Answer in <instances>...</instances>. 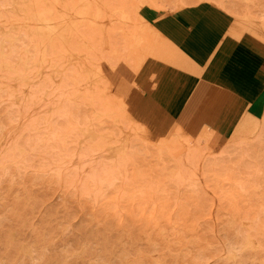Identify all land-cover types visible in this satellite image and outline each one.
Listing matches in <instances>:
<instances>
[{"label": "rangeland", "instance_id": "374dc122", "mask_svg": "<svg viewBox=\"0 0 264 264\" xmlns=\"http://www.w3.org/2000/svg\"><path fill=\"white\" fill-rule=\"evenodd\" d=\"M84 1L0 0V264H264V0Z\"/></svg>", "mask_w": 264, "mask_h": 264}, {"label": "bare ground", "instance_id": "6f19581e", "mask_svg": "<svg viewBox=\"0 0 264 264\" xmlns=\"http://www.w3.org/2000/svg\"><path fill=\"white\" fill-rule=\"evenodd\" d=\"M85 1H88V0H85ZM85 1H84V2H85ZM43 2H44V1H43ZM81 3H82V2H81ZM88 3L90 4V2H88ZM83 4H84V3H83ZM81 5H82V4H81ZM97 9H98V8H97ZM95 10H96V9H95ZM50 11H51V10H50ZM97 11L99 12V10H97ZM97 11H96V12H97ZM82 14H83V13H82ZM98 15H99V14H98ZM82 16H83V15H82ZM71 18H72V17H71ZM76 18H77V17H76ZM90 18H91V17H90ZM86 19H87V18H86ZM70 20H71V19H70ZM67 21H68V19L65 17L64 20H63V22L60 24V31H61V29H63V27H65V26L67 25V23L69 22V21H68V22H67ZM86 21H87V20H86ZM74 22H75V20H74ZM96 23H97V22H96ZM202 25H203V24H202ZM202 25H201V26H202ZM70 27H71V26H70ZM66 30H67V29H66ZM46 31H47V30H46ZM62 31H63V30H62ZM64 31H65V30H64ZM65 32H66V31H65ZM69 32H70V30H69ZM47 33H48V32H47ZM203 33H204V32H203ZM43 34H44V33H43ZM60 34H62V33H60ZM189 34H192V32H191V33L189 32ZM101 35H102V34H101ZM196 35H197V34H196ZM48 37H49V36H48ZM189 37H190V36H189ZM44 38H45V37H44ZM49 38H50V37H49ZM68 38H69V37H68ZM187 38H188V37H187ZM194 38H195V37H194ZM62 39H63V37H62ZM64 39H65V38H64ZM190 39H191V38H190ZM199 39H200V38H199ZM66 40H68V39H66ZM192 40H193V38H192ZM200 40H201V39H200ZM200 40H199V41H200ZM59 41H60V40H59ZM64 42H65V41H64ZM65 43H66V42H65ZM185 51H186V50H185ZM65 53H66V52H65ZM66 54H67V53H66ZM70 58H71V57H70ZM68 59H69V58H68ZM91 63H92V62H91ZM101 65H102V64H101ZM84 69H85V68H84ZM103 69H104V67H103ZM93 70H94V69H93ZM203 70H204V69H203ZM85 72H86V71H85ZM91 72H92V71H91ZM94 72H96V71H94ZM97 72H98V71H97ZM214 72H215V71H214ZM159 73H160V72H159ZM94 76H96V75H94ZM99 76H100V75H98V77H99ZM90 77H91V76H89V79H90ZM94 79H95V77H94ZM192 79H194V78H192ZM92 80H93V79H92ZM92 82H93V81H91V83H92ZM191 83H192V82H191ZM193 83H194V81H193ZM198 84H199V83H198ZM195 86H196V85H195ZM190 87H191V86H190ZM180 89H181V88H180ZM192 89H193V88H192ZM199 89H200V88H199ZM199 91H200V90H199ZM177 93H178V92H177ZM200 94H201V93H200ZM173 95H174V94H173ZM176 95H177V94H176ZM180 96H181V95H180ZM175 97H176V96H175ZM234 98H235V97H234ZM174 99H175V98H174ZM195 100H196V99H195ZM172 101H173V100H172ZM176 101H178V100H176ZM176 101H175V102H176ZM191 102H192V101H191ZM159 103H160V102H159ZM178 103H179V102H178ZM187 103H188V102H187ZM164 104H165V103H164ZM164 104H163V107H164ZM188 105H189V104H188ZM240 105H241V104H240ZM161 106H162V104H161ZM163 107H162V108H163ZM242 107H243V106H242ZM162 108H161V111L163 110ZM187 108L190 109L189 106H188ZM240 108H241V107H240ZM158 110H159V107H158ZM181 110H182V109H181ZM241 110H242V109H241ZM175 111H176V110H175ZM186 111H187V110H186ZM186 111H185V112H186ZM193 111H194V110H193ZM199 111H200V110H199ZM242 111H243V110H242ZM188 112H189V111H188ZM195 112H196V111H195ZM156 113H158V112H156ZM170 113H171V112H170ZM173 113H174V112H173ZM173 113H172V114H173ZM186 113H187V112H186ZM158 114H159V113H158ZM162 114H163V113H162ZM162 114H161V115H162ZM174 114H175V113H174ZM190 114H191V113H190ZM159 115H160V114H159ZM177 115H178V114H177ZM241 115H242V114H241ZM241 115H240V116H241ZM165 116H166V115H165ZM174 116H175V115H174ZM127 117H128V115H127ZM186 117H187V116H186ZM189 117H190V116H189ZM167 118H168V117H167ZM170 118H171V116H170ZM177 118H178V117H177ZM187 118H188V117H187ZM236 118H237V117H236ZM160 119H162V118H160ZM164 119H165V118H164ZM181 120H182V119H181ZM191 120H195V118H194V119H191ZM221 120H222V119H221ZM159 121H160V120H159ZM159 121H158V122H159ZM163 121H164V120H163ZM170 121H171V120H170ZM173 121H174V120H173ZM168 122H169V121H168ZM177 122H178V121H177ZM188 122H189V121H188ZM194 122H195V121H194ZM220 122H221V121H220ZM227 122H228V121H227ZM171 124H172V121H171L170 125H171ZM184 124H185V123H184ZM194 124H195V123H194ZM198 124H199V123H198ZM228 124H230V122H229ZM170 125H169V126H170ZM172 125H174V124H172ZM172 125H171V126H172ZM180 126H181V125H180ZM183 126H184V125H183ZM210 127H211V126H210ZM226 127H227V126H226ZM240 127H241V126H240ZM173 128H174V127H173ZM173 128H172V129H173ZM197 128H198V127H197ZM197 128H196V129H197ZM219 128H220V127H219ZM229 128H230V127H229ZM245 128H246V127H245ZM184 129H185V128H184ZM196 129H195V130H196ZM201 129H202V128H201ZM237 129H238V128H237ZM239 129H240V128H239ZM185 130H186V129H185ZM187 130H189V129H187ZM204 130H205V129H204ZM218 130H219V129H218ZM230 130H231V129H230ZM192 131H193V130H192ZM199 131H200V130H199ZM188 132H189V131H188ZM188 132H187V133H188ZM125 133H126V132H125ZM188 134H189V133H188ZM203 134H204V133H203ZM206 134H207V133H206ZM218 134H219V133H218ZM125 135H126V134H125ZM222 136H223V135H222ZM228 136H229V135H228ZM228 136H227V137H228ZM103 138H104V137H103ZM188 138H189V137H188ZM224 138H225V137H224ZM118 140H119V139H118ZM195 140H196V139H195ZM123 141H124V140H123ZM238 142H239V141H238ZM184 144H185V143H184ZM119 146H120V145H119ZM121 147H122V146H121ZM124 147H125V146H124ZM187 147H188V146H187ZM109 148H110V147H109ZM120 149H121V148H120Z\"/></svg>", "mask_w": 264, "mask_h": 264}, {"label": "crops", "instance_id": "0c3cea01", "mask_svg": "<svg viewBox=\"0 0 264 264\" xmlns=\"http://www.w3.org/2000/svg\"><path fill=\"white\" fill-rule=\"evenodd\" d=\"M253 76L255 79L264 82V64L259 65Z\"/></svg>", "mask_w": 264, "mask_h": 264}]
</instances>
